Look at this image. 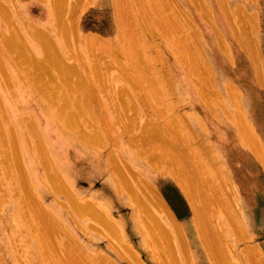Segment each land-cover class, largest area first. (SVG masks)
I'll use <instances>...</instances> for the list:
<instances>
[{
  "label": "rangeland",
  "instance_id": "rangeland-1",
  "mask_svg": "<svg viewBox=\"0 0 264 264\" xmlns=\"http://www.w3.org/2000/svg\"><path fill=\"white\" fill-rule=\"evenodd\" d=\"M1 1L9 17L0 13V30L51 35L50 0ZM63 2L58 18L77 28L70 41L49 37L80 62L66 64L97 70L95 89L83 93L85 124L54 148V124L48 132L38 116L61 104L51 73L38 75L13 50L0 59V264H89L96 253L105 264H264V0ZM24 35L33 58L37 41ZM67 107V115L78 109ZM88 127L100 141L70 144ZM114 164L138 190L117 186L124 174ZM53 170L62 191L47 181ZM193 177L195 220L178 185ZM68 195L88 201L107 226L79 216Z\"/></svg>",
  "mask_w": 264,
  "mask_h": 264
},
{
  "label": "bare ground",
  "instance_id": "bare-ground-1",
  "mask_svg": "<svg viewBox=\"0 0 264 264\" xmlns=\"http://www.w3.org/2000/svg\"><path fill=\"white\" fill-rule=\"evenodd\" d=\"M1 1V0H0ZM50 1H52V0H50ZM50 1H48L47 2V5H46V7H45V11L46 12H49L50 14H53L52 16H54V14H55V16H56V18H57V21H56V19H54V22L53 23H50L51 24V26H50V29H51V35H49V36H51L54 40H55V38H57V36H60V37H67V36H69V35H72L71 33H73V32H75V30H76V28L77 27H74V26H71L72 25V23L70 24V25H68V24H66V22L64 21V19H61V18H58V15L61 13V16H62V11H63V9L65 10L66 8L63 6V3H65V2H63V1H65V0H53L52 2H50ZM122 1V0H121ZM2 3H3V1H1ZM1 2H0V13H2L5 17L6 16H8V15H6V14H8V12H5V10L6 9H4V6L6 5H2L1 4ZM5 3V2H4ZM3 3V4H4ZM74 6H72V9H69V10H73L74 8H73ZM71 8V7H70ZM68 10V9H67ZM65 12V11H64ZM6 13V14H5ZM66 13V12H65ZM70 13H71V11H70ZM121 13H123V12H121ZM57 14V15H56ZM3 15H0V18L2 17V18H4V16ZM64 15V14H63ZM121 15H123V14H121ZM9 17V16H8ZM7 17V18H8ZM65 17V16H64ZM68 18H69V16L65 19V20H68ZM72 18V17H71ZM4 19H6V18H4ZM70 19V18H69ZM9 21H11V19L9 18L8 19ZM8 21V22H9ZM69 22H73V21H69ZM68 21H67V23H69ZM73 25H75L74 23H73ZM76 26V25H75ZM41 29V28H40ZM38 27H32V28H30L29 30H26V29H24V28H21V29H19L18 28V30L20 31H23V33H22V36L24 35L25 36V38H27L26 37V35L28 36V34H30L29 36H31V38H33L34 40H36L37 42H36V45L37 46H34V45H32L33 43L31 42V41H28V40H26V41H28L29 43H30V45H32V47H33V49H34V51L33 52H35L36 51V56L34 57V55H33V58H31L30 56L31 55H29L28 53H27V51L29 50V49H31V47L29 48V47H27V48H29V49H25L26 47L22 44V42H25L24 41V39L22 38V36L20 35L21 34V32H18V34H19V36L17 35V34H15V32H11V30H10V32H9V30H8V33L5 31H2V30H0V59H2V58H5V57H9V54L8 53H10V51L11 50H13V51H15L17 54H18V56L19 57H21V58H24V60L26 59L27 60V62H31V63H33V67L34 68H36V69H38L40 72L38 73V75H42V74H44V73H47V74H49V73H51V75H50V78L49 77H46V78H49L50 80H51V82H55L54 84H53V87L51 86V88H56V90H60L61 91V94H63L60 98H58V100L57 101H59L61 104H56V106L57 107H60V108H58L57 109V107H55V103L54 104H52L51 102V105L49 104V102H48V104H49V107L48 108H50V109H48L47 107V113H44V112H42V113H44L45 115L44 116H42L43 114H39L38 116H40V119H41V121L43 122V124H44V126L46 127V129H47V131L48 132H50V130H52L51 128H52V124H54L55 126H56V129H57V132H56V130L54 129V125H53V131L51 132V134H50V136H52V138H53V145H54V148H59L60 146H61V144H62V139H65L64 138V136L62 135L63 133H65V134H70V133H72L73 131H74V129H79V127L80 126H82V124L84 125L85 123V120H84V118H85V116H84V114L85 115H88L85 111H84V109H85V107L83 108V104L85 103V102H87V101H85V97H87V96H84L83 95V93L85 92V93H87V92H89V91H92V90H94L95 88H93L92 89V87H95V85L93 86V83H90V81H94V78H95V75H96V71L97 70H91V71H93V72H91L90 71V69H91V67H89V68H83L82 70H87V71H90V73L88 74L87 73V75H84L86 72H85V70L83 71V73L84 74H81L82 73V71L78 68L79 67V65H77L78 63L76 62V60L78 61V59H77V55H75V53L74 52H71V49H63V50H60V49H55V45H57V41L56 42H53L52 41V39H51V37H49L48 35H47V33H43V31H45V29L43 30V29H41V30H43V31H41ZM13 30V29H12ZM17 30V29H16ZM46 32H48V30L46 29ZM28 33V34H27ZM85 36H87L88 38V42H93V39H96L95 38V35H93V34H87V35H85ZM21 39H20V38ZM72 37V36H71ZM71 37H68V38H66V39H68L69 40V38H71ZM29 38V37H28ZM65 38H64V40H65ZM86 37H84V39H85ZM23 39V40H22ZM61 41H62V39H60ZM68 40H66V43L68 42ZM70 41V40H69ZM71 41L72 42H69L68 44H70L71 46H72V44H73V41H74V39L72 38L71 39ZM27 42V43H28ZM60 42V41H59ZM91 42V43H92ZM26 43V42H25ZM63 43V42H62ZM90 43V44H91ZM29 45V46H30ZM61 45V43L59 44V46ZM65 45V44H64ZM67 45V44H66ZM92 45H94L93 43H92ZM62 46V45H61ZM68 46V45H67ZM74 46V45H73ZM76 46V45H75ZM64 47V46H63ZM97 47V46H96ZM172 47V46H171ZM57 48H58V46H57ZM102 48V47H101ZM99 49L98 48V50H96V51H98V52H100L102 49ZM42 50V51H41ZM56 50H58V51H56ZM60 50V51H59ZM12 51V52H13ZM102 51H104V50H102ZM102 51H101V53H102ZM29 53H30V51H28ZM32 53V52H31ZM100 53V54H101ZM127 53V52H126ZM15 54V53H14ZM16 55V54H15ZM103 55V54H102ZM18 56H15V58H14V60L16 61V59L18 60L19 58H18ZM24 56V57H23ZM92 56V55H91ZM101 56V55H100ZM124 56V55H123ZM17 57V58H16ZM63 57H68V58H70V57H72V58H74L75 59V61H74V64H75V62L77 63L76 65H74L73 64V66L72 65H70V64H66V61L64 62L63 60L65 59V58H63ZM192 57V56H191ZM67 58V59H68ZM80 58H81V56H80ZM82 59H84V58H82ZM8 60V59H7ZM24 60H22V61H24ZM69 60V59H68ZM13 61V60H12ZM12 61H10L9 60V62H12ZM20 61V60H19ZM8 62V61H7ZM8 62V63H9ZM14 62V61H13ZM12 62V63H13ZM79 62V61H78ZM86 62V61H85ZM15 63V62H14ZM104 63V62H103ZM79 64H80V62H79ZM83 64V63H82ZM14 65H16V64H14ZM84 65H86V64H84ZM83 65H81V67H82ZM88 66H89V64H88ZM86 67H87V65H86ZM93 67L95 68V66H94V64H93ZM92 67V68H93ZM101 67H102V65H101ZM97 68V67H96ZM95 68V69H96ZM99 68H100V66H99ZM101 69V68H100ZM19 71H20V69H19ZM55 71V72H54ZM79 71H80V74H79ZM98 71H99V69H98ZM100 72V71H99ZM54 73V74H53ZM7 74V73H6ZM132 74V73H131ZM81 75H84V76H81ZM3 76H5V74L3 75ZM75 77V79H72V77ZM133 76H135L134 74H133ZM38 77V76H37ZM43 77H45V75L43 76ZM73 77V78H74ZM127 77V76H126ZM3 78V77H2ZM128 78V77H127ZM132 78V77H131ZM139 78V77H138ZM130 79V78H129ZM128 79V80H129ZM5 80H7V79H5ZM28 80V79H27ZM31 80V79H30ZM30 80H28V82L30 83V85L32 86V83H33V81H32V83H31V81ZM48 80V79H47ZM49 80V81H50ZM131 80V79H130ZM133 80V79H132ZM137 80V79H136ZM139 80V79H138ZM1 81V80H0ZM7 82V81H6ZM139 82V81H138ZM27 83V82H26ZM29 83L27 84V85H29ZM92 84V85H91ZM94 84H95V82H94ZM29 85V86H30ZM103 85V84H102ZM45 86V85H44ZM35 86H33V88H34ZM45 87H48V86H45ZM44 87V88H45ZM49 88V87H48ZM119 88V87H118ZM36 89V88H35ZM46 89V88H45ZM96 89H98L97 87H96ZM38 90V89H37ZM43 90V89H42ZM32 91V90H31ZM33 91H36V90H33ZM39 91V90H38ZM45 91V90H44ZM47 92H45V93H47L48 94V91H50V92H52L51 91V89H47L46 90ZM42 92V91H41ZM63 92V93H62ZM70 92V93H69ZM94 92V91H93ZM44 93V92H43ZM44 93V94H45ZM53 93V92H52ZM84 93V94H85ZM95 93V92H94ZM47 94H46V96H47ZM61 94H59V95H57V96H60ZM69 94V95H68ZM74 94H78L79 95V97L80 96H82V97H84L83 98V100L82 101H79V99H78V101H76V98L74 97ZM90 94V93H89ZM50 95V93L48 94V96ZM73 95V97L71 98V96ZM77 95V96H78ZM121 95V94H120ZM123 95V94H122ZM45 96V95H44ZM46 96H45V98H46ZM52 96H54L53 94H52ZM56 96V95H55ZM76 96V95H75ZM126 96V95H125ZM82 97H81V99H82ZM91 98H92V96H90ZM126 99V98H125ZM48 100V99H47ZM51 100V99H50ZM53 100L54 101H52V102H55V99L53 98ZM56 101V102H57ZM72 101V102H71ZM124 101V100H123ZM131 101V100H130ZM89 102V101H88ZM58 103V102H57ZM72 103H75L76 105H77V107H78V109H74V108H72L73 110H72V113H69L70 115H67L66 113H68V112H71L68 108L69 107H67V104H72ZM37 104H38V102H37ZM48 104H47V106H48ZM43 105H45V104H43ZM88 105V104H87ZM86 105V106H87ZM50 106H54L55 108H56V110H53ZM63 106H66L67 107V110L65 109L66 107H63ZM70 106V105H69ZM114 106V105H113ZM61 107H63L64 108V110H66V113H63V108H61ZM91 107V106H90ZM132 107V106H131ZM42 108V107H41ZM89 108V107H88ZM40 109V108H39ZM52 109V110H51ZM68 111V112H67ZM87 111V110H86ZM65 112V111H64ZM89 112V114H91V111H88ZM93 112V111H92ZM94 113V112H93ZM91 115H93V114H91ZM97 117V116H96ZM96 117H94V118H96ZM23 118H25V117H23ZM91 118H93V116L91 117ZM122 118V117H121ZM99 119V118H98ZM161 119H162V117H161ZM1 120V119H0ZM102 120H103V118H102ZM118 120V119H117ZM88 121V120H87ZM125 121V120H124ZM29 122H31V121H29ZM34 122V121H33ZM98 122H99V120H98ZM86 123H88V122H86ZM29 124H31V123H29ZM34 124H35V122L34 123H32L31 125H32V127H34ZM92 124V123H91ZM99 124V123H98ZM106 124V123H105ZM123 124V123H122ZM131 124V123H130ZM99 125H101V124H99ZM165 125H167V124H165ZM169 125V124H168ZM167 125V126H168ZM94 126V125H93ZM97 126V125H96ZM110 126V125H109ZM84 128V127H83ZM89 128V127H88ZM98 128V127H97ZM109 128V127H108ZM77 129V130H78ZM82 129V128H81ZM94 129V128H93ZM110 129V128H109ZM126 129V128H125ZM9 130V129H8ZM12 130V129H11ZM94 130H96V129H94ZM94 130H90V128H89V131H84V130H82L81 132H79L78 133V136L76 135V137L74 138L73 137V139L70 141L69 140V142H70V144H73L74 143V141H81V142H88V139L89 140H96L97 139V141L100 139L99 137H100V135H101V133H100V131L99 132H94ZM99 130H101V129H99ZM61 131V132H60ZM7 132V131H6ZM13 133V132H12ZM121 133V132H120ZM162 133V132H161ZM166 133V132H165ZM8 134V136L10 135L9 133H6V135ZM104 134V133H103ZM15 135V134H14ZM33 135V134H32ZM11 136V135H10ZM113 136V135H112ZM5 137H7V136H5ZM114 137V136H113ZM136 137V136H135ZM93 138V139H92ZM101 138H103L102 136H101ZM7 139V138H6ZM103 139H105V138H103ZM8 140H9V137H8ZM66 140V139H65ZM93 140V141H94ZM102 140V139H101ZM107 140V139H106ZM7 141V140H6ZM9 141H12V140H9ZM8 141V142H9ZM100 141V140H99ZM108 142V141H107ZM7 143V142H6ZM11 143V142H10ZM42 143V142H41ZM168 144H169V142H168ZM92 145V144H91ZM96 145V144H95ZM7 146V145H6ZM57 146V147H56ZM155 146V145H154ZM166 146V145H165ZM9 147V146H8ZM171 147H172V145H171ZM40 149H42V148H40ZM6 150L7 149H5V151L4 152H6ZM38 150V149H37ZM16 150H14V152H15ZM41 151V150H40ZM38 152V151H37ZM42 153V152H41ZM41 153H39L38 152V154H41ZM5 155V154H4ZM109 155V154H108ZM41 156H43V155H41ZM40 156V158H42L40 161H43L42 163L44 164V167L45 168H49L51 165H50V162H48L47 161V159L45 158V156H43V157H41ZM6 159V158H5ZM46 159V160H45ZM108 166V165H107ZM122 166V165H121ZM119 167V166H116L115 164L114 165H112V168H114L116 171H119V173H120V175L122 174H124L122 177H121V180H120V182L119 183H116L117 184V186H119V188L121 187V189H122V187H126L127 189H132V190H134V189H137L136 187H135V185H134V183H129V181H128V177L130 176L129 174V176L128 175H126L125 173V171L123 172L122 171V167ZM35 167V166H34ZM110 167V166H109ZM108 168V167H107ZM112 168H110V172L112 171ZM119 169V170H118ZM107 170V172H108V169H106ZM54 171V170H53ZM114 171V170H113ZM123 172V173H122ZM47 173V172H46ZM133 173V172H132ZM131 175H133V174H131ZM56 174H55V171L54 172H49L48 174H47V176H46V178H47V181L50 183L49 185H51V186H53L54 188H55V190H59L60 191V189H61V191H62V189L64 188L63 187V185L61 186V184H60V182H57V178H56ZM128 176V177H127ZM132 178V177H131ZM133 179V178H132ZM188 180H187V184H185V183H178V185H179V188L181 189V192H183L184 194H185V197L187 198V200L190 202V206H189V208H190V213L192 214V216H193V219L195 220V219H199L200 218V212H199V206L198 205H195V204H193L195 201H194V198L197 196V195H195L194 193H195V191H194V189L197 187V186H194V183H198L197 182V180L193 177V180L191 179V178H187ZM46 180V179H45ZM140 181V180H139ZM116 184L114 185V187H116ZM133 184V185H132ZM132 185V188L130 187ZM198 185V184H197ZM133 186H134V189H133ZM63 187V188H62ZM118 188V187H117ZM65 189V188H64ZM132 190H131V192H132ZM138 190V189H137ZM64 191V190H63ZM66 191V190H65ZM133 193V192H132ZM135 193V192H134ZM70 195V194H69ZM68 195V196H69ZM147 195V194H146ZM67 196V197H68ZM135 197H137V195H135ZM134 197V198H135ZM150 197V196H149ZM154 197V196H153ZM152 197V198H153ZM67 199H69V201H70V204L71 205H73L74 206V208H75V210L76 211H74V212H77V214L79 215V216H83L84 217V215L86 214L87 216L89 215V214H91L92 216H94L93 218L95 219V217H96V221H97V219H98V222H101V224H102V226L104 227V224H106L107 223V221H105V217L102 215V213L101 212H99L98 211V209L97 210H95V208L88 202V201H86V202H77L76 200H74L71 196H69ZM139 201V199H136V201ZM148 200H150V199H148ZM154 200H155V203L154 204H156L157 206H160V207H162L163 206V203L161 202V200L158 198V197H155L154 198ZM151 202H153V200H151ZM192 203V204H191ZM34 205V204H33ZM33 207V206H32ZM72 207V206H71ZM159 207V208H160ZM73 208V207H72ZM144 209V208H143ZM142 209V210H143ZM42 210V209H41ZM38 212H39V214H40V218H41V213H40V211L39 210H37ZM37 211H35V212H37ZM101 211V210H100ZM147 211V210H146ZM149 211V210H148ZM145 212V211H144ZM149 212H151V211H149ZM34 214V213H33ZM32 214V215H33ZM35 214H38V213H35ZM45 214V213H44ZM145 214V213H144ZM147 214V213H146ZM150 214V213H149ZM168 214V213H167ZM47 217L49 216V215H46ZM45 216V217H46ZM91 216V217H92ZM106 216V215H105ZM150 216V215H149ZM152 216V215H151ZM170 216V215H169ZM53 217V216H52ZM51 217V218H52ZM153 217V216H152ZM33 218H36V217H33ZM43 218V217H42ZM41 218V219H42ZM50 218V219H51ZM155 218V217H154ZM40 219V220H41ZM48 219H49V217H48ZM151 219V218H150ZM153 219V218H152ZM39 220V221H40ZM149 220V219H148ZM42 221H44V220H42ZM41 221V222H42ZM46 221V220H45ZM49 222V221H48ZM50 222H51V220H50ZM145 222V221H144ZM148 222V221H147ZM151 222H153L154 224H155V222L154 221H151ZM151 222L150 223H148V224H151ZM153 223L151 224V227H153L154 225H153ZM35 224H37V222L35 223ZM88 224V223H87ZM108 224H110V223H108ZM51 225V224H50ZM100 225V224H99ZM111 225V224H110ZM153 225V226H152ZM52 226V225H51ZM89 226V225H88ZM107 226V224L105 225V227ZM156 226H159V225H156ZM45 227V226H44ZM49 227V226H48ZM54 227V226H53ZM91 227V226H90ZM99 227V226H98ZM113 227V226H112ZM149 227V226H148ZM147 227V228H148ZM151 227H149V228H151ZM40 228V227H39ZM38 228V229H39ZM49 228H51V227H49ZM139 228V227H138ZM45 229H47V226H46V228ZM88 229V228H87ZM101 229V228H100ZM153 229V228H152ZM40 230H42V229H40ZM44 230V229H43ZM50 230H52V229H49L48 231H50ZM102 230V229H101ZM150 231V230H149ZM155 231V230H154ZM201 231V230H200ZM51 232V231H50ZM41 233H42V231H41ZM166 236V235H165ZM167 237V236H166ZM153 238V237H152ZM163 239H165V237H163ZM208 240V239H207ZM207 240H206V244L208 243L209 244V240H208V242H207ZM160 242H162V240H159ZM164 241V240H163ZM12 243V242H11ZM148 243H150V240L148 241ZM213 243V242H212ZM168 244V243H167ZM214 244H215V241H214ZM147 245V244H146ZM150 245H152V244H150ZM159 245V244H158ZM17 246V245H16ZM162 246V245H161ZM208 246V245H207ZM209 246H211L210 244H209ZM215 246V245H214ZM211 247H213V245L211 246ZM216 247V246H215ZM166 248V247H165ZM151 249H152V246H151ZM169 249H170V247H169ZM217 249V248H216ZM15 250V249H14ZM147 250H148V246H147ZM167 250V249H166ZM130 251H131V248H130ZM152 251V250H151ZM16 253V252H15ZM160 253H162V252H160ZM153 254H155V252L153 253ZM70 256V255H69ZM69 256H68V260L69 259H71V256H70V258H69ZM86 258V257H85ZM89 258V259H88ZM87 258V262H89V264L91 263V264H105L104 262H103V260H105V258L103 259V260H99V261H97L96 259L98 258V255H97V253L96 254H94V256L93 257H88ZM99 258H100V256H99ZM67 260V259H66ZM70 261V260H69ZM75 261V260H74ZM71 262V261H70ZM69 262V263H70ZM75 262H78V261H75ZM72 263V262H71ZM110 264V263H109ZM113 264V263H112Z\"/></svg>",
  "mask_w": 264,
  "mask_h": 264
}]
</instances>
